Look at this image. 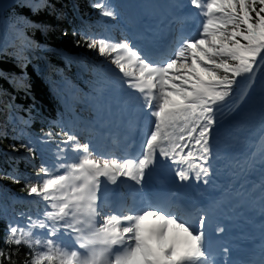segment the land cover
I'll list each match as a JSON object with an SVG mask.
<instances>
[{
  "label": "snow or ice",
  "instance_id": "obj_1",
  "mask_svg": "<svg viewBox=\"0 0 264 264\" xmlns=\"http://www.w3.org/2000/svg\"><path fill=\"white\" fill-rule=\"evenodd\" d=\"M191 4L204 17L198 34L183 37L166 61L142 55L126 40L90 39L88 47L112 56L124 84L155 119L138 155L101 153L91 141L81 143L75 132H64L57 163L42 167L43 176L25 188L46 202L42 218L29 217L22 227L9 225L5 239L6 244L27 246L30 264H214L206 216L193 222L161 200L115 204L106 193L98 195L102 185L106 189L121 177L140 185L147 172L151 180L158 156L177 166L181 181L207 177L215 106L231 95L237 77L254 76L264 65V0ZM94 6L106 17L117 16L106 0ZM113 207L111 213L104 211ZM5 259L13 264L0 249V264Z\"/></svg>",
  "mask_w": 264,
  "mask_h": 264
},
{
  "label": "trees",
  "instance_id": "obj_2",
  "mask_svg": "<svg viewBox=\"0 0 264 264\" xmlns=\"http://www.w3.org/2000/svg\"><path fill=\"white\" fill-rule=\"evenodd\" d=\"M97 2L16 0L14 8L0 12V30L26 40L43 54L42 59H27L24 53H13L0 38V96H13L12 110H0V249L11 255L13 264H30L32 259L27 246L6 244L5 239L9 225L22 227L29 217L42 218L46 202L29 195L25 188L28 183L38 182V174L43 176L40 169L50 168L46 161L57 157V149L63 147L65 116L71 114L68 97L91 104L107 100L113 77L107 66L94 64L88 43L98 39L93 23L106 27L114 19L102 15L101 9L94 6ZM73 54L76 60L69 58ZM94 57L105 58L99 53ZM23 73L27 76L24 87L15 89L9 78ZM261 87L264 65L258 66L252 82L253 90ZM235 91L234 84L225 101L233 100ZM19 117L28 119V123ZM19 149L30 152L33 159H26L22 152L17 153L20 157L9 153ZM4 264L9 261L5 259Z\"/></svg>",
  "mask_w": 264,
  "mask_h": 264
},
{
  "label": "rangeland",
  "instance_id": "obj_3",
  "mask_svg": "<svg viewBox=\"0 0 264 264\" xmlns=\"http://www.w3.org/2000/svg\"><path fill=\"white\" fill-rule=\"evenodd\" d=\"M109 5L114 9V11L117 13L115 23L112 24L109 27V34L106 37H101V38H108L110 41H116V42H121L125 41L126 37V31L129 33V30L127 29L125 22L126 18L122 20L123 13L124 11H131L133 8L137 10L136 14L134 16L130 15V18L135 17L136 15H141V14H150L152 11H158L162 8V0H150L149 4L145 2V0H121L118 3H114L113 0H108ZM189 0H185L184 2H188ZM163 4L168 5V3L163 2ZM41 6V5H40ZM175 6H177V2L175 1L172 3L171 8L173 9ZM167 13V12H165ZM101 30V28H98ZM104 32V31H103ZM22 39V38H21ZM22 46L25 47L27 50V55L29 58H31L33 55L37 56L38 55V49L32 46L30 43H28L26 40L22 39ZM13 53H21L22 49L15 46L13 50H11ZM91 53L93 55H90V58L94 61V64L96 65H101L105 64L110 68V70L114 71V75L116 76V80L114 81V86H118L119 84H122V87L126 84L123 82L122 74L119 72V69L116 68L114 64L111 63L112 56H105L104 59L98 60V58H95L94 55L99 53L98 48H91ZM71 58L76 57L75 54L70 55ZM77 58V57H76ZM23 69V66L21 67ZM7 76V75H4ZM27 76L23 73L21 75H18L17 77H10L9 81L14 86L15 88L18 89H23L24 87V82ZM238 79V85L241 87V84L243 82L242 77H237ZM127 86V85H126ZM125 87V86H124ZM123 90V89H122ZM132 93V92H131ZM238 96L234 100V102L230 105H226L223 109H217L215 112V118H216V125L214 126V131L212 133V139H211V145L212 149L213 147L219 145V143L223 141L229 140L232 136H235L239 130L245 129L248 126H251L253 128V131H256L257 128L256 126H259L258 128L261 130L264 127V89L257 90L255 92H251L249 90L243 91L241 89L238 90ZM13 96L6 95L3 99L0 98V108L4 107V105H7L9 108H11L13 105L11 104V98ZM9 102V103H8ZM120 101H118L119 103ZM79 108L83 112H87L89 116H92L94 114L96 117L102 118L105 113L112 112V114L116 115L115 110L118 109V106H114L111 111H98L100 109H96L94 107H90L87 104L79 106ZM4 110V109H3ZM5 111V110H4ZM21 121H27L28 119H25L23 117H20ZM105 122L107 123V119H105ZM77 123H82L85 128H90V123L86 119L85 122H77ZM1 125V123H0ZM78 131V132H77ZM252 131V129L247 130ZM72 132H75L76 134L79 133V130L72 129ZM0 133H3L1 130ZM81 143L84 141L80 139ZM92 143V142H91ZM261 143L258 141L252 151L255 152L257 155L256 159H259L261 156H263L264 152L260 151V146ZM18 152H23V149L19 150H11L9 151L10 154L12 155H17L20 157L21 155L17 154ZM26 157L27 159H31V154L26 151ZM255 155V156H256ZM62 170V169H61ZM1 189V186H0ZM66 242L72 243L71 239L68 237H65Z\"/></svg>",
  "mask_w": 264,
  "mask_h": 264
},
{
  "label": "bare ground",
  "instance_id": "obj_4",
  "mask_svg": "<svg viewBox=\"0 0 264 264\" xmlns=\"http://www.w3.org/2000/svg\"><path fill=\"white\" fill-rule=\"evenodd\" d=\"M242 135L244 134H240L238 137L239 139L234 143H231L230 140L223 141L217 148L215 147L216 150L212 151V155H219L221 158L219 163H225L227 168L229 167L228 164L232 163L235 169H238L235 170L236 172H234V175L241 178L240 181L246 178V182L243 186L247 195L251 197L264 195V159L256 164L251 163L247 161L250 156L246 154V150L248 149L246 147L248 140L246 139H250L256 134L248 133L245 137H242ZM237 136L238 134L235 135V137ZM240 137L242 138L240 139ZM232 139H234V137ZM193 151H195V149H193ZM197 163H199V161H197ZM217 165L218 164H214L213 168L215 169Z\"/></svg>",
  "mask_w": 264,
  "mask_h": 264
},
{
  "label": "water",
  "instance_id": "obj_5",
  "mask_svg": "<svg viewBox=\"0 0 264 264\" xmlns=\"http://www.w3.org/2000/svg\"><path fill=\"white\" fill-rule=\"evenodd\" d=\"M16 6V0H0V12H7Z\"/></svg>",
  "mask_w": 264,
  "mask_h": 264
}]
</instances>
